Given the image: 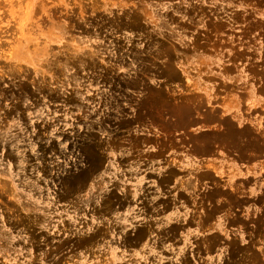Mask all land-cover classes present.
<instances>
[{
	"label": "rangeland",
	"instance_id": "rangeland-1",
	"mask_svg": "<svg viewBox=\"0 0 264 264\" xmlns=\"http://www.w3.org/2000/svg\"><path fill=\"white\" fill-rule=\"evenodd\" d=\"M0 264H264V0H0Z\"/></svg>",
	"mask_w": 264,
	"mask_h": 264
}]
</instances>
